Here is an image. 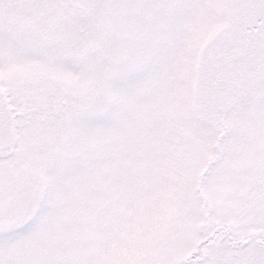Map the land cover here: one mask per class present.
Listing matches in <instances>:
<instances>
[{"label": "snow or ice", "instance_id": "6c2138e0", "mask_svg": "<svg viewBox=\"0 0 264 264\" xmlns=\"http://www.w3.org/2000/svg\"><path fill=\"white\" fill-rule=\"evenodd\" d=\"M0 264H264V0H0Z\"/></svg>", "mask_w": 264, "mask_h": 264}]
</instances>
